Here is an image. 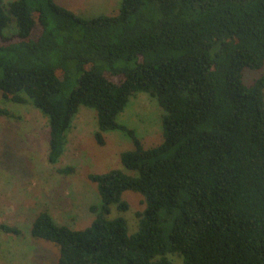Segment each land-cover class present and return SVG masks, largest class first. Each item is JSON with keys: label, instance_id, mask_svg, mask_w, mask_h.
<instances>
[{"label": "trees", "instance_id": "16d2710c", "mask_svg": "<svg viewBox=\"0 0 264 264\" xmlns=\"http://www.w3.org/2000/svg\"><path fill=\"white\" fill-rule=\"evenodd\" d=\"M263 66L264 0H120L91 17L55 0H0V92L47 116L48 161L80 105L96 112L98 144L120 130L133 145L120 164L134 174L88 175L100 196L88 226L42 210L31 235L57 246V264H264V71L243 81ZM138 92L163 109L154 146L117 120ZM0 116L16 115L0 106ZM126 190L145 202L134 233L108 217L112 205L128 210Z\"/></svg>", "mask_w": 264, "mask_h": 264}, {"label": "rangeland", "instance_id": "374dc122", "mask_svg": "<svg viewBox=\"0 0 264 264\" xmlns=\"http://www.w3.org/2000/svg\"><path fill=\"white\" fill-rule=\"evenodd\" d=\"M9 1L12 0H3L4 3ZM55 1L83 17L111 15L120 5V0ZM12 31L13 26L4 30ZM263 71L264 66L261 70L245 69L244 83H252ZM74 84L72 81L67 92ZM0 106L16 115L14 118L0 116V224L14 225L20 230L15 234L0 229V264H57V246L31 235L34 218L46 210L58 224L73 229L88 226L95 215L91 206L100 204L96 184L88 175L111 168L134 174L120 164V153L131 149L132 142L120 130H108L103 132L104 143L98 144L94 138L98 129L96 112L80 105L66 131L63 153L56 163H50L47 116L30 99L16 103L4 98L1 92ZM162 113L155 98L138 92L130 97L117 120L134 129L144 147H150L162 140ZM63 167L71 171L60 173L58 169ZM122 198L127 201L128 210L118 212L112 205L108 217L123 216L128 232L134 233L138 228L136 211L145 207L143 196L126 190ZM164 225L168 229L170 219ZM175 262L182 264L178 258Z\"/></svg>", "mask_w": 264, "mask_h": 264}]
</instances>
